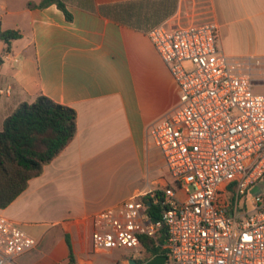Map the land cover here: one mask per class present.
<instances>
[{
    "label": "crops",
    "instance_id": "obj_1",
    "mask_svg": "<svg viewBox=\"0 0 264 264\" xmlns=\"http://www.w3.org/2000/svg\"><path fill=\"white\" fill-rule=\"evenodd\" d=\"M0 0V131L22 103L45 96L76 113V134L0 216L37 241L13 264H117L92 248V216L137 193L173 186L147 128L178 102L147 37L158 25H216L220 51L264 79V0ZM264 94V88L261 89ZM70 240L74 263L69 261Z\"/></svg>",
    "mask_w": 264,
    "mask_h": 264
},
{
    "label": "built area",
    "instance_id": "obj_2",
    "mask_svg": "<svg viewBox=\"0 0 264 264\" xmlns=\"http://www.w3.org/2000/svg\"><path fill=\"white\" fill-rule=\"evenodd\" d=\"M216 25H158L147 37L168 68L178 102L147 128L173 186L137 193L92 216L93 249L130 252L165 236L172 264H264V193L242 199L264 177V94L224 55ZM160 207L152 220L148 209ZM37 241L0 216V264Z\"/></svg>",
    "mask_w": 264,
    "mask_h": 264
},
{
    "label": "trees",
    "instance_id": "obj_3",
    "mask_svg": "<svg viewBox=\"0 0 264 264\" xmlns=\"http://www.w3.org/2000/svg\"><path fill=\"white\" fill-rule=\"evenodd\" d=\"M53 4L70 19L62 0H42L37 5L29 3L28 7L45 8ZM20 38L18 31L0 29V40L7 44V51L11 42ZM76 130L75 111L45 96L30 104H20L4 120L0 131V209L7 208L26 190L31 179L42 174L43 168L73 140ZM159 212L158 206L151 205L148 209L152 220L159 218ZM164 240L163 234L156 239H143L146 251L137 263L145 264L158 255H166ZM66 241L69 261L74 263L68 235Z\"/></svg>",
    "mask_w": 264,
    "mask_h": 264
},
{
    "label": "rangeland",
    "instance_id": "obj_4",
    "mask_svg": "<svg viewBox=\"0 0 264 264\" xmlns=\"http://www.w3.org/2000/svg\"><path fill=\"white\" fill-rule=\"evenodd\" d=\"M256 87L254 89L255 93H262L261 89L264 88V79L255 80ZM264 193V177L255 185H253L249 190L248 194L245 198L242 199V205L244 201H249L251 197L255 196L256 194H263ZM95 257L98 259H116L118 261L117 264H128V261L131 259L130 252H124L122 250H101L95 249ZM167 264H172L168 262Z\"/></svg>",
    "mask_w": 264,
    "mask_h": 264
},
{
    "label": "water",
    "instance_id": "obj_5",
    "mask_svg": "<svg viewBox=\"0 0 264 264\" xmlns=\"http://www.w3.org/2000/svg\"><path fill=\"white\" fill-rule=\"evenodd\" d=\"M166 261H167V257L165 255H158L145 264H166ZM128 264H138V263L135 260L130 259L128 261Z\"/></svg>",
    "mask_w": 264,
    "mask_h": 264
}]
</instances>
